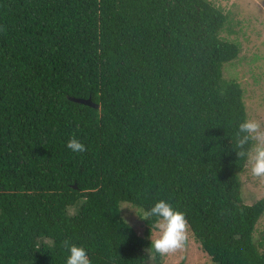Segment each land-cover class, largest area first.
<instances>
[{
    "label": "trees",
    "instance_id": "1",
    "mask_svg": "<svg viewBox=\"0 0 264 264\" xmlns=\"http://www.w3.org/2000/svg\"><path fill=\"white\" fill-rule=\"evenodd\" d=\"M226 20L211 0H0V264H65L66 239L91 264H146L152 221L140 235L119 205L161 199L212 262L264 264Z\"/></svg>",
    "mask_w": 264,
    "mask_h": 264
},
{
    "label": "rangeland",
    "instance_id": "2",
    "mask_svg": "<svg viewBox=\"0 0 264 264\" xmlns=\"http://www.w3.org/2000/svg\"><path fill=\"white\" fill-rule=\"evenodd\" d=\"M227 14V20L221 30V35L240 45L239 56L234 61L223 65L226 78H234L244 91V102L247 118H254L264 123V0H211ZM241 182L240 195L245 204H252L264 197V180L257 179L250 174L246 164L239 173ZM128 206L135 208L128 202H121L119 208ZM74 212V207L69 209ZM121 217L132 228L143 235L144 221L134 211L124 208ZM154 231V230H153ZM264 234V213L258 219L253 233L255 242ZM149 258L146 264H217L202 251L190 229L184 247L175 253L161 256L160 263L154 260V253L146 248Z\"/></svg>",
    "mask_w": 264,
    "mask_h": 264
},
{
    "label": "clouds",
    "instance_id": "3",
    "mask_svg": "<svg viewBox=\"0 0 264 264\" xmlns=\"http://www.w3.org/2000/svg\"><path fill=\"white\" fill-rule=\"evenodd\" d=\"M66 147L74 153L87 151L84 143L75 136L71 137ZM238 158H244L250 174L264 180V123L254 118L242 120L236 131L235 146ZM128 208L141 219L152 221L150 224V248L159 256H166L182 249L188 238L189 222L186 214L175 209L169 202L161 199L147 210L138 212L135 208ZM127 223V221L125 220ZM154 230V231H153ZM68 255L65 264H91L87 250L67 239L63 241Z\"/></svg>",
    "mask_w": 264,
    "mask_h": 264
},
{
    "label": "water",
    "instance_id": "4",
    "mask_svg": "<svg viewBox=\"0 0 264 264\" xmlns=\"http://www.w3.org/2000/svg\"><path fill=\"white\" fill-rule=\"evenodd\" d=\"M70 99L73 101H76V102L83 103V104L91 105V106L96 107V108L98 107V104L92 102L90 98L70 97Z\"/></svg>",
    "mask_w": 264,
    "mask_h": 264
}]
</instances>
